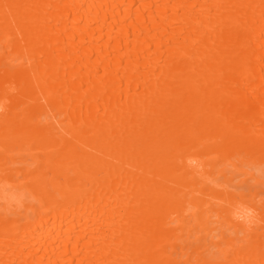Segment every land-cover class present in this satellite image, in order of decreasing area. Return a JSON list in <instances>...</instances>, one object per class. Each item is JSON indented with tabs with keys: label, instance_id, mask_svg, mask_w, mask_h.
Returning <instances> with one entry per match:
<instances>
[{
	"label": "bare ground",
	"instance_id": "bare-ground-1",
	"mask_svg": "<svg viewBox=\"0 0 264 264\" xmlns=\"http://www.w3.org/2000/svg\"><path fill=\"white\" fill-rule=\"evenodd\" d=\"M0 264H264V0H0Z\"/></svg>",
	"mask_w": 264,
	"mask_h": 264
}]
</instances>
